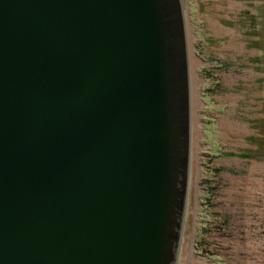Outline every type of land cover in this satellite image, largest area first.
Listing matches in <instances>:
<instances>
[{"label":"water","instance_id":"obj_1","mask_svg":"<svg viewBox=\"0 0 264 264\" xmlns=\"http://www.w3.org/2000/svg\"><path fill=\"white\" fill-rule=\"evenodd\" d=\"M191 142L183 0H0V264H176Z\"/></svg>","mask_w":264,"mask_h":264},{"label":"rangeland","instance_id":"obj_2","mask_svg":"<svg viewBox=\"0 0 264 264\" xmlns=\"http://www.w3.org/2000/svg\"><path fill=\"white\" fill-rule=\"evenodd\" d=\"M188 201L176 264H264V0H183Z\"/></svg>","mask_w":264,"mask_h":264}]
</instances>
